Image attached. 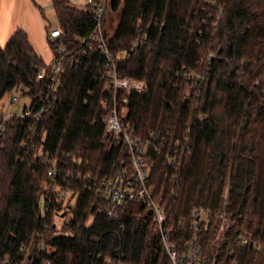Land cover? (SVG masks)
Returning <instances> with one entry per match:
<instances>
[{"label": "trees", "instance_id": "1", "mask_svg": "<svg viewBox=\"0 0 264 264\" xmlns=\"http://www.w3.org/2000/svg\"><path fill=\"white\" fill-rule=\"evenodd\" d=\"M102 1L79 7L51 0L59 36L48 37V45L53 60L62 47L66 54L33 151L23 146L32 135L16 114L41 107L50 67L20 29L0 47V102L10 95L13 105L18 93L29 99L21 112L0 113V259L107 264L119 257L124 264H169L151 210L134 201L114 207L116 217L105 216L98 209L111 204L98 195L97 182L85 178L112 176L128 157L126 149L104 142L102 65L82 42L96 34ZM112 15L117 22L108 32ZM100 29L119 56V75L147 86L146 93H118L126 96L120 114L138 136L155 133L164 140L161 154L149 152L150 185L161 206L174 218L203 206L211 223L222 213L226 192V212L234 220L224 233L232 246L211 245L210 229L200 240L205 260L218 253L224 263L264 264V0H106ZM63 154L76 161L65 165ZM45 156L63 170L58 182L70 190L66 204L47 196ZM238 227L258 250L235 247Z\"/></svg>", "mask_w": 264, "mask_h": 264}, {"label": "built area", "instance_id": "2", "mask_svg": "<svg viewBox=\"0 0 264 264\" xmlns=\"http://www.w3.org/2000/svg\"><path fill=\"white\" fill-rule=\"evenodd\" d=\"M91 3V0H87ZM106 0H103L96 12V34L91 37V41L82 40L88 50L99 54L98 61L102 65V77L104 80L103 90L107 93V97L103 101L105 113L102 118L104 125V142L113 146H120L127 150L128 157L119 162L118 169L114 175L109 177L95 178L90 174L85 175L87 180L97 182L98 195L111 204L112 208L100 207L98 212L105 215L116 217L117 213L114 207L121 206L129 202H141L153 213L157 231L160 235L163 249L168 258L169 264H237L236 260H229L224 263V260L219 261L218 253L215 254L212 261L205 260V254L201 245V238L210 230V215L211 213L201 207H193L188 218H174L168 214L161 206L162 200L160 195H156L153 186L150 185V170L153 166V161L150 160V150L156 154H161L165 143L163 138L158 139L155 133H150L148 138H142L136 134L134 125L124 121L120 110L122 105L126 103V96H118V93H146L147 86L144 82L119 75L116 68L118 54H113L106 46L100 29V21L104 11ZM59 30L53 29L48 37H58ZM135 43H133V46ZM65 49H60L58 58L52 60L49 65L50 71L48 75V87L44 94V100L41 107L36 111L25 110L22 113L16 114L18 118L23 119L27 124L31 133V138L23 141V146L26 149L33 151L37 135V124L40 122L51 104L54 94L57 90L58 77L61 73V67L64 61ZM125 57V56H124ZM102 61V63H101ZM16 90L14 88L12 93ZM11 100L16 101V97L12 95ZM10 114H6L9 116ZM4 119L0 120V143L5 138ZM35 137V138H34ZM65 160L76 161L72 154H63ZM167 162L171 166L179 167L176 157L167 156ZM56 159H51L48 156L42 161L45 167V173L48 178L47 196L54 199L57 203H67L71 196L69 188L61 186L58 182L63 170L57 164ZM62 163H64L62 161ZM68 161L65 163L67 165ZM70 173L65 172V178H70ZM68 198V199H67ZM227 199L225 200V205ZM224 213V212H222ZM220 214L219 219H222L224 214ZM232 223L225 221V229H228ZM219 226V230L222 227ZM219 232V231H218ZM179 238L176 240L175 238ZM235 239V240H234ZM233 243L236 248H252L258 250V244L251 240L250 236L243 233H238L234 237ZM226 241V240H225ZM225 242L220 241L219 247H225ZM43 248V247H42ZM235 249H230L228 256H233ZM221 258V257H220ZM0 264H17L9 261L6 258L0 259ZM22 264H26L23 262ZM107 264H124L122 259L114 258L109 260Z\"/></svg>", "mask_w": 264, "mask_h": 264}, {"label": "crops", "instance_id": "3", "mask_svg": "<svg viewBox=\"0 0 264 264\" xmlns=\"http://www.w3.org/2000/svg\"><path fill=\"white\" fill-rule=\"evenodd\" d=\"M69 1L71 4L76 2ZM44 9L53 11L51 0H0V47H4L10 37L20 29L25 32L36 55L46 65H50L53 53L48 45V33L56 28L47 29Z\"/></svg>", "mask_w": 264, "mask_h": 264}, {"label": "rangeland", "instance_id": "4", "mask_svg": "<svg viewBox=\"0 0 264 264\" xmlns=\"http://www.w3.org/2000/svg\"><path fill=\"white\" fill-rule=\"evenodd\" d=\"M75 1L76 2H73L72 4L73 5H78V6H85L88 3L87 0H75ZM44 10H45V11H43L44 19L48 23V28L47 29L49 30L52 27L53 28H57V20H56L54 12L52 10H46V9H44ZM116 22H117V17L116 16L112 15V16L109 17L108 23H107L108 32H110L112 30V28L116 25ZM17 97H18V102L13 104V105H11L10 104V95H5L3 97V99L1 100V102H0V113H1V111L2 112H7V111L21 112L23 107H24V105H28L29 104V99H28L27 96H23L22 94L18 93ZM176 163H178V165H180V162H176ZM227 196H228V194L225 192L224 198H223V205H222V212H224L222 214H224V215H223L222 219L218 218V220H217V219H215L216 217L212 219V222L210 224L211 232L209 233L208 237H211V240H212V241L210 240V244L211 245H212V242L216 241L215 242V245H216L220 241L223 240V242H225L227 244V245H225L226 248H229V247L232 246V243H231L232 240H230V238H228V237L225 238V233L224 232H225L226 229H225L224 226H221V223L224 224L225 221H228V222L230 221V223H233V220H234L233 213L230 212V211L226 212L225 200L227 199L226 198ZM227 201H228V199H227ZM63 204H66V202L63 203ZM195 207H197V206H195ZM201 207H203V206H201ZM57 222L60 223L61 221L57 220ZM219 226H221L222 229L219 230ZM213 227L216 229V232H215L216 235L214 236V238L211 236V235H214V233H212V232H214V230L212 229ZM239 228L240 227L236 228L235 231L236 232L238 231V233H242V231H240ZM234 237L235 236H233V239H234ZM218 248H220V247H218Z\"/></svg>", "mask_w": 264, "mask_h": 264}, {"label": "water", "instance_id": "5", "mask_svg": "<svg viewBox=\"0 0 264 264\" xmlns=\"http://www.w3.org/2000/svg\"><path fill=\"white\" fill-rule=\"evenodd\" d=\"M62 216H64V213L62 214Z\"/></svg>", "mask_w": 264, "mask_h": 264}]
</instances>
